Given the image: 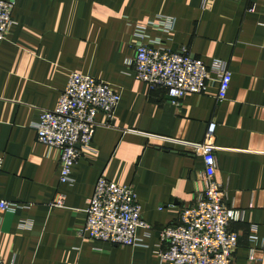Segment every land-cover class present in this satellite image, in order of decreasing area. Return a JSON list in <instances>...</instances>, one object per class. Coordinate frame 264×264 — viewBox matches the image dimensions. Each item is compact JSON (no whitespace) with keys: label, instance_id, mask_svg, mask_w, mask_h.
<instances>
[{"label":"crops","instance_id":"crops-1","mask_svg":"<svg viewBox=\"0 0 264 264\" xmlns=\"http://www.w3.org/2000/svg\"><path fill=\"white\" fill-rule=\"evenodd\" d=\"M14 1L17 25L0 43V201L25 208L0 212L4 264H160L159 233L203 191L204 158L190 145L206 141L216 147L215 179L228 187V203L246 212L233 226L235 264H264V0ZM160 17L174 18L175 31L149 29L150 40L229 65L224 102L215 82L172 101L126 65L139 43L134 27ZM74 73L112 85L122 100L114 127L98 115L91 149L63 185L57 152L38 142L33 126L42 110L57 108ZM102 176L134 187L152 228L138 232L144 246L80 236ZM58 194L63 208L51 206Z\"/></svg>","mask_w":264,"mask_h":264},{"label":"built area","instance_id":"built-area-1","mask_svg":"<svg viewBox=\"0 0 264 264\" xmlns=\"http://www.w3.org/2000/svg\"><path fill=\"white\" fill-rule=\"evenodd\" d=\"M16 1L0 0V43L5 42L17 25L14 19ZM176 20L160 17L134 27L139 43L133 59L126 65L136 78L148 84L151 91H161L177 101L189 95L203 94L210 83L219 85L218 101L229 94L233 73L222 61L205 64L187 50L173 51L161 42L150 40L149 29L164 33L175 31ZM122 94L112 85L91 76L74 73L55 110H42L34 124L38 142L57 152L60 159V182H72L73 168L82 153L91 149L97 117L105 114L107 127L113 123ZM214 125H211L209 137ZM208 137V140H209ZM191 151L204 158L203 191L193 204L184 208L179 221L159 233L157 258L160 264H235L239 234L233 229L246 221V212L227 201L228 187L216 181L218 165L216 147L206 141L190 145ZM4 158L0 156V176ZM52 207L66 206V196L58 194ZM22 204L0 201V212L23 209ZM140 230L152 231L143 219V209L135 189L119 186L105 177L98 180L94 196L86 210V220L79 231L89 242H102L117 247L144 246L138 237ZM252 243L257 242L254 229ZM0 264L4 260L0 255Z\"/></svg>","mask_w":264,"mask_h":264},{"label":"water","instance_id":"water-1","mask_svg":"<svg viewBox=\"0 0 264 264\" xmlns=\"http://www.w3.org/2000/svg\"><path fill=\"white\" fill-rule=\"evenodd\" d=\"M169 98H170V97H169ZM170 100L175 101V99H173V98H170Z\"/></svg>","mask_w":264,"mask_h":264}]
</instances>
